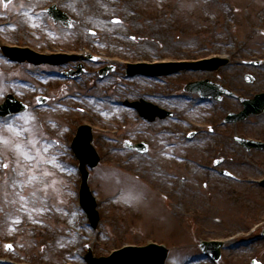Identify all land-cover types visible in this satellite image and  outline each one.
I'll use <instances>...</instances> for the list:
<instances>
[{
  "label": "rangeland",
  "instance_id": "1",
  "mask_svg": "<svg viewBox=\"0 0 264 264\" xmlns=\"http://www.w3.org/2000/svg\"><path fill=\"white\" fill-rule=\"evenodd\" d=\"M52 4L74 19L73 29L53 24L45 11ZM1 45L92 52L100 60L66 80V67L12 63L0 49V103L12 93L30 105L0 120V137L9 141H0V264H87L88 248L107 257L153 242L170 249L166 264H215L201 258L204 240L226 241L217 264H264V151L247 152L234 141L237 134L264 141V114L228 125L226 115L242 109L237 100L202 103L183 89L208 79L245 97L264 92V0H11L6 7L0 0ZM212 53L230 56L231 65L161 81L126 76V62ZM255 60L263 63L244 64ZM107 65L115 70L101 78ZM245 73L256 81L246 83ZM39 94L49 97L45 107L37 108ZM140 99L162 100L174 116L148 123L124 105ZM83 124L92 127L101 156L89 182L101 214L96 231L79 206L71 150ZM8 125L31 131L17 135ZM127 140L146 141L150 151L133 152ZM218 158L225 161L216 169ZM222 169L238 180L221 176Z\"/></svg>",
  "mask_w": 264,
  "mask_h": 264
},
{
  "label": "water",
  "instance_id": "2",
  "mask_svg": "<svg viewBox=\"0 0 264 264\" xmlns=\"http://www.w3.org/2000/svg\"><path fill=\"white\" fill-rule=\"evenodd\" d=\"M50 16L54 19L55 23L62 22L64 26L72 28L73 21L65 13L59 10L57 7H52L49 10ZM4 53L10 57L12 60L24 62L26 60L33 62L35 64H41L44 62H49L51 64H64L68 62L69 59H79L78 56L68 57V56H59L57 57H46L39 56L29 49H15L9 47H3ZM227 61L215 59L212 61H201L197 63H173V64H160V65H148V64H139L129 65L128 74L133 76L135 74H143L149 77L169 75L178 72L182 69H204V70H218L221 66L226 64ZM113 68H107L103 70L102 75H106ZM83 65L79 66V70L76 72L68 73L69 77H75L81 75L84 72ZM247 81L252 83L254 77L248 75ZM187 91L197 92L204 98H215L222 100L223 94L234 96L232 92L228 89H225L223 86L214 84L209 81L197 82L189 84L186 87ZM41 103L45 102V99H40ZM128 106L136 108L139 110L140 115L149 121H154L157 116L160 118H166L171 115L170 112L161 110L157 106H154L146 101L127 103ZM244 111L240 114L231 113L226 118L228 123H237L239 121L246 120L250 115H260L264 113V94L257 95L253 100L243 99ZM28 110V106L16 101L14 97L8 96L7 101L4 105L0 106V116H9L12 114L23 113ZM235 140L244 146L248 151L253 148L264 149V143L245 140L240 137H236ZM93 136L92 130L88 126H81L78 131V135L73 142V150L76 154V157L80 160V171L82 173V185H81V205L88 214V217L92 223V227L96 228L100 216L97 211V202L90 190L88 181H89V170L90 168H95L100 162V156L98 155L96 149L92 145ZM130 148L137 149L141 152H146L147 145L145 143L132 146L128 144ZM219 163V162H217ZM264 184V182H263ZM222 244L220 243H202L201 247L205 254L209 257L219 260L221 257L220 249ZM168 256V250L157 246L150 245L147 247H127L122 250L115 252L109 258H94L92 252L86 256L89 264H165Z\"/></svg>",
  "mask_w": 264,
  "mask_h": 264
},
{
  "label": "snow or ice",
  "instance_id": "3",
  "mask_svg": "<svg viewBox=\"0 0 264 264\" xmlns=\"http://www.w3.org/2000/svg\"><path fill=\"white\" fill-rule=\"evenodd\" d=\"M9 2H10V0H4L5 7L7 6V4H8ZM117 22H118V21H117ZM33 119H35V118L33 117ZM8 127H9L10 129H13V126H12V125H8ZM13 130L17 133V135H22L23 131H31V129H24V130H22V129H19V128H14ZM0 141H2L5 145H8V144H9V141H8L7 139L3 138V137H0ZM31 143L35 145L36 140L33 139V140L31 141ZM13 147H14L15 149H18V150H19V149L22 148V145H21L20 143H16L15 145H13ZM23 154H24L29 160L33 159V157L28 156L27 152H24ZM3 167H4V168H7V167H8L7 163H4V164H3ZM21 199H23V197H21ZM6 247H8L9 249H11L12 245H6Z\"/></svg>",
  "mask_w": 264,
  "mask_h": 264
},
{
  "label": "bare ground",
  "instance_id": "4",
  "mask_svg": "<svg viewBox=\"0 0 264 264\" xmlns=\"http://www.w3.org/2000/svg\"><path fill=\"white\" fill-rule=\"evenodd\" d=\"M68 1H73V2H75L76 0H68ZM101 4H102V2L101 1H97V3H96V6L98 7V6H101ZM200 102H202V103H204L203 101H201V100H199Z\"/></svg>",
  "mask_w": 264,
  "mask_h": 264
}]
</instances>
